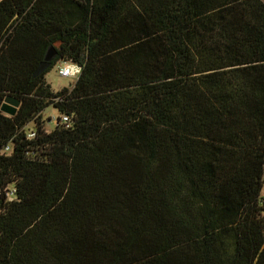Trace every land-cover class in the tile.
<instances>
[{"label":"trees","instance_id":"16d2710c","mask_svg":"<svg viewBox=\"0 0 264 264\" xmlns=\"http://www.w3.org/2000/svg\"><path fill=\"white\" fill-rule=\"evenodd\" d=\"M10 185L0 264H264V1L0 0Z\"/></svg>","mask_w":264,"mask_h":264},{"label":"built area","instance_id":"2783aa9c","mask_svg":"<svg viewBox=\"0 0 264 264\" xmlns=\"http://www.w3.org/2000/svg\"><path fill=\"white\" fill-rule=\"evenodd\" d=\"M82 71V67L73 63V62H65L59 66L58 73L62 77L71 78L74 81L78 80ZM51 120L56 121V125H62L68 128L71 124V119L67 115H61L57 117H51ZM50 120V121H51ZM27 137L29 139L35 138V132L32 128H27ZM10 146L5 147L4 152H9ZM17 190L15 186L10 185L0 190V206L1 202L3 204H8L14 202L16 200ZM1 212V210H0Z\"/></svg>","mask_w":264,"mask_h":264},{"label":"rangeland","instance_id":"374dc122","mask_svg":"<svg viewBox=\"0 0 264 264\" xmlns=\"http://www.w3.org/2000/svg\"><path fill=\"white\" fill-rule=\"evenodd\" d=\"M53 57H54V51L52 49H50L48 51L46 57H45V61H51L53 59ZM59 66H60V64H58L54 68H51L46 74L47 82L51 85L52 89L55 90V91L60 90V89H62L64 87H69L71 84L74 83L73 79L67 78V77H62V76L59 75V73H58ZM43 67H44V69H46L48 67V65L44 64ZM46 113H47L46 117H50V118L51 117H57L59 115L58 112L55 109H53V108L47 109ZM32 127L33 126L31 124L29 126V128H32ZM55 127H56V121L51 120V121H49L47 123V128H48L49 131L53 130Z\"/></svg>","mask_w":264,"mask_h":264},{"label":"water","instance_id":"95a60500","mask_svg":"<svg viewBox=\"0 0 264 264\" xmlns=\"http://www.w3.org/2000/svg\"><path fill=\"white\" fill-rule=\"evenodd\" d=\"M50 49H52L54 51V56H55V50L53 48H50ZM49 62L50 61H45L44 64L48 65ZM43 70H44V67L43 68H39L35 75L39 74L40 72H43ZM19 105H20V101L18 99H15V98H12V97H7L5 102H4V105H3L2 109H3V111L13 115L16 112V110L19 107Z\"/></svg>","mask_w":264,"mask_h":264}]
</instances>
